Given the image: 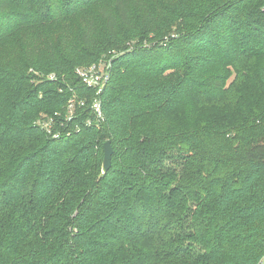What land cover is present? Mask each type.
I'll return each instance as SVG.
<instances>
[{"label": "trees", "instance_id": "obj_1", "mask_svg": "<svg viewBox=\"0 0 264 264\" xmlns=\"http://www.w3.org/2000/svg\"><path fill=\"white\" fill-rule=\"evenodd\" d=\"M0 264H264V0H0Z\"/></svg>", "mask_w": 264, "mask_h": 264}, {"label": "built area", "instance_id": "obj_2", "mask_svg": "<svg viewBox=\"0 0 264 264\" xmlns=\"http://www.w3.org/2000/svg\"><path fill=\"white\" fill-rule=\"evenodd\" d=\"M101 61H103V64L93 62L86 67H77L75 69L76 75L80 78L83 85H85L88 88L94 89V94L90 103V108L93 111L94 114V120L91 118H88L86 120L87 125L88 124H99L101 121H103V114L101 109V99L99 97V94L101 90L103 89L105 82L108 79V64L105 63V60L103 58H100ZM53 77V76H52ZM50 77V78H52ZM74 96L72 99L68 101L67 106V117H70V115L73 113V105H74ZM83 102H80L82 104ZM57 115V113H54ZM42 115L43 120L39 122L41 126L45 127L49 130V127L51 125V118L48 116V118H44L46 116ZM53 117V116H52Z\"/></svg>", "mask_w": 264, "mask_h": 264}, {"label": "water", "instance_id": "obj_3", "mask_svg": "<svg viewBox=\"0 0 264 264\" xmlns=\"http://www.w3.org/2000/svg\"><path fill=\"white\" fill-rule=\"evenodd\" d=\"M103 147H104V154H103L102 172H105L110 166L112 149L110 147L109 141H106L103 144Z\"/></svg>", "mask_w": 264, "mask_h": 264}, {"label": "rangeland", "instance_id": "obj_4", "mask_svg": "<svg viewBox=\"0 0 264 264\" xmlns=\"http://www.w3.org/2000/svg\"><path fill=\"white\" fill-rule=\"evenodd\" d=\"M116 53H117L116 50L111 49V50L107 51L106 55H113V54H116ZM95 62L100 63V64H103V63H102L103 61H101L100 58H99L97 61H95ZM86 66H87V65H85V66H79V67H86ZM52 76H53V74H51V73L47 75L48 78H50V77H52Z\"/></svg>", "mask_w": 264, "mask_h": 264}]
</instances>
